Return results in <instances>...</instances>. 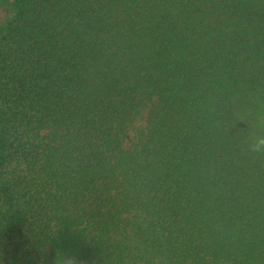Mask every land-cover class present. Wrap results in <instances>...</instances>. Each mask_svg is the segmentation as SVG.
<instances>
[{
	"label": "trees",
	"instance_id": "1",
	"mask_svg": "<svg viewBox=\"0 0 264 264\" xmlns=\"http://www.w3.org/2000/svg\"><path fill=\"white\" fill-rule=\"evenodd\" d=\"M7 3L0 264H264V0Z\"/></svg>",
	"mask_w": 264,
	"mask_h": 264
},
{
	"label": "clouds",
	"instance_id": "2",
	"mask_svg": "<svg viewBox=\"0 0 264 264\" xmlns=\"http://www.w3.org/2000/svg\"><path fill=\"white\" fill-rule=\"evenodd\" d=\"M261 129H264V120L260 122ZM250 151L257 154H264V134L254 135L250 144ZM40 264H44V257H41ZM56 264H85L78 255L71 252H57Z\"/></svg>",
	"mask_w": 264,
	"mask_h": 264
},
{
	"label": "rangeland",
	"instance_id": "3",
	"mask_svg": "<svg viewBox=\"0 0 264 264\" xmlns=\"http://www.w3.org/2000/svg\"><path fill=\"white\" fill-rule=\"evenodd\" d=\"M12 17H13L12 5L10 3L0 4V23Z\"/></svg>",
	"mask_w": 264,
	"mask_h": 264
}]
</instances>
